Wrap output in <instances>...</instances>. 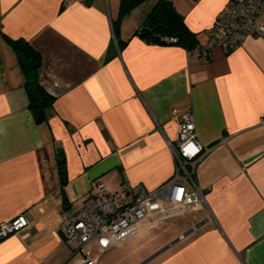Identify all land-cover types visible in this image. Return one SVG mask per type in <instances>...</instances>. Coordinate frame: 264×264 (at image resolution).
Segmentation results:
<instances>
[{"label": "crops", "instance_id": "1", "mask_svg": "<svg viewBox=\"0 0 264 264\" xmlns=\"http://www.w3.org/2000/svg\"><path fill=\"white\" fill-rule=\"evenodd\" d=\"M158 1L118 23L121 0H0V224L22 213L31 219L0 242V264H80L62 220L99 185L120 193L125 181L150 191L170 181L187 110L212 148L189 167L205 203L148 219L99 264H264V34L196 61L185 47L136 35ZM171 1L200 45L228 5ZM7 38L40 52V84L55 97L42 125Z\"/></svg>", "mask_w": 264, "mask_h": 264}, {"label": "built area", "instance_id": "2", "mask_svg": "<svg viewBox=\"0 0 264 264\" xmlns=\"http://www.w3.org/2000/svg\"><path fill=\"white\" fill-rule=\"evenodd\" d=\"M69 3L66 1V6ZM227 4L212 26L208 43L187 50L191 59L206 62L213 48L229 52L243 45L248 37L264 34V25L257 19L264 12V0H228ZM163 41L177 43L174 37H164ZM178 127V140L173 147L177 169L170 181L154 191L125 181L120 193H111L99 185L85 200L81 211L62 220L60 229L73 252L81 255L80 264H99L110 249L143 233L148 219L162 220L185 213L187 207L203 206L204 196L191 185L193 176L189 167L212 152V148L200 143L192 111L181 114ZM30 224L27 213L0 224V242Z\"/></svg>", "mask_w": 264, "mask_h": 264}, {"label": "trees", "instance_id": "3", "mask_svg": "<svg viewBox=\"0 0 264 264\" xmlns=\"http://www.w3.org/2000/svg\"><path fill=\"white\" fill-rule=\"evenodd\" d=\"M144 2L146 0H121L118 23ZM147 19V23L136 31V35L142 39L158 45L182 46L187 50L198 45L195 35L188 30L185 19L178 14L171 0H159ZM164 37H174L177 43H166L163 41ZM7 42L16 54L21 71L24 74L29 109H31L35 121L42 125V123L49 121L48 113L54 106L55 97L51 96L40 84V69L43 63L40 52L36 51L28 41L26 42L23 39L14 41L7 38ZM58 166L60 168L61 184L64 187L68 183L65 156L60 155Z\"/></svg>", "mask_w": 264, "mask_h": 264}, {"label": "water", "instance_id": "4", "mask_svg": "<svg viewBox=\"0 0 264 264\" xmlns=\"http://www.w3.org/2000/svg\"><path fill=\"white\" fill-rule=\"evenodd\" d=\"M63 153V150L62 149H59L58 150V154L61 155Z\"/></svg>", "mask_w": 264, "mask_h": 264}]
</instances>
